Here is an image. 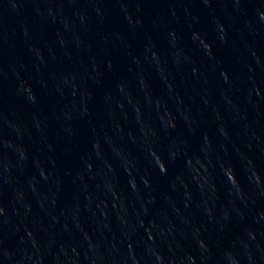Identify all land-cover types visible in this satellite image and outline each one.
Returning a JSON list of instances; mask_svg holds the SVG:
<instances>
[{
    "label": "water",
    "instance_id": "obj_1",
    "mask_svg": "<svg viewBox=\"0 0 264 264\" xmlns=\"http://www.w3.org/2000/svg\"><path fill=\"white\" fill-rule=\"evenodd\" d=\"M0 264H264V0H0Z\"/></svg>",
    "mask_w": 264,
    "mask_h": 264
}]
</instances>
